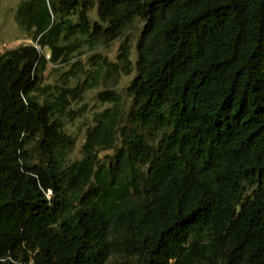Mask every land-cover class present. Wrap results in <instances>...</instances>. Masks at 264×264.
Listing matches in <instances>:
<instances>
[{
  "label": "trees",
  "instance_id": "16d2710c",
  "mask_svg": "<svg viewBox=\"0 0 264 264\" xmlns=\"http://www.w3.org/2000/svg\"><path fill=\"white\" fill-rule=\"evenodd\" d=\"M16 21L33 45L0 55V264H264V0H24ZM136 22L133 129L101 94L69 163L72 100L98 79L44 86L48 67Z\"/></svg>",
  "mask_w": 264,
  "mask_h": 264
},
{
  "label": "rangeland",
  "instance_id": "374dc122",
  "mask_svg": "<svg viewBox=\"0 0 264 264\" xmlns=\"http://www.w3.org/2000/svg\"><path fill=\"white\" fill-rule=\"evenodd\" d=\"M22 1L24 0H0V55L23 46L33 45L31 37L19 28L16 21V11ZM89 20L91 22L99 21L97 9L89 13ZM143 28V23L136 22L117 41L109 43L100 40L93 44L85 42L79 45L69 63L49 65L44 86H62L67 89H77L86 83H88V86L92 85L94 79H98L94 89L85 91L75 101L72 100L69 111L73 115L66 120L65 131L76 140V145L69 155V163L82 160L83 147L89 132L96 128L99 116L113 108L112 104L103 103L99 99L101 94L114 92L118 95L123 113L120 128L132 131L133 126L129 123V117L134 107V98L131 96L129 88L138 76L139 55L137 45ZM127 40H129L132 47L133 66L131 72L126 74L119 67L118 71L106 68L104 72L98 73L97 64L103 60H107L111 66L119 63L120 48ZM43 54H46L47 58L50 59L49 51H43ZM72 73L77 75L75 76ZM144 134L151 144H157L160 141L158 134L151 132ZM113 154V152H103L100 156L109 163Z\"/></svg>",
  "mask_w": 264,
  "mask_h": 264
}]
</instances>
